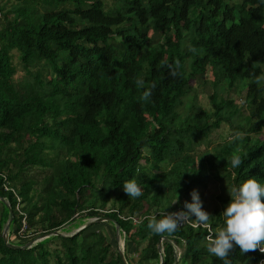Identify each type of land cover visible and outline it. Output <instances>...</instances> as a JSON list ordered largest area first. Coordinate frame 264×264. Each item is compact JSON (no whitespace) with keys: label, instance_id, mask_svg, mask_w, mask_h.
Here are the masks:
<instances>
[{"label":"trees","instance_id":"trees-1","mask_svg":"<svg viewBox=\"0 0 264 264\" xmlns=\"http://www.w3.org/2000/svg\"><path fill=\"white\" fill-rule=\"evenodd\" d=\"M5 1L0 200L7 203L0 211V264H124L120 247L91 229L94 223L71 235L54 234L94 217L114 220L109 222L123 235L128 264L134 257L135 264H223L207 252V228L179 227L159 236L147 228L146 217L185 210L184 197L208 177L225 180L209 213L214 234L231 199L227 188L249 178L264 184V81L255 82L263 74L264 0H117L109 11L103 0ZM15 51L31 73L27 81L14 79ZM177 63L172 77L168 66ZM207 65L220 97L210 95L212 112L192 114L191 103V114L180 118L176 108L192 80L203 82ZM45 68L51 78L42 76ZM140 78L143 88L135 82ZM153 83L150 99L142 100ZM241 88L249 114L234 122L239 108L222 93ZM224 121L231 137L212 152H196L195 145ZM237 133L242 135L234 139ZM233 154L243 160L238 168L230 166ZM129 179L143 195L125 194ZM8 220L15 234L51 235L14 248L3 238ZM229 259L264 264V253L242 255L237 248Z\"/></svg>","mask_w":264,"mask_h":264},{"label":"clouds","instance_id":"clouds-1","mask_svg":"<svg viewBox=\"0 0 264 264\" xmlns=\"http://www.w3.org/2000/svg\"><path fill=\"white\" fill-rule=\"evenodd\" d=\"M170 75H178L177 68L168 66ZM264 81V75L255 77V82L260 84ZM136 85L144 87V80L137 79ZM156 87L153 83L148 90L143 92L142 100H149L151 91ZM242 134L237 133L234 139H239ZM230 166L238 168L243 163L241 157L233 154L230 158ZM123 191L130 199H136L143 195V190L135 179H129L122 185ZM231 197L220 216L223 218V225L214 234L206 237L207 252L222 261L223 264H232L229 259L230 254L239 249L242 255L259 250L264 253V184L256 178H249L239 186L227 188ZM192 202H184L185 210L170 212L157 219L156 215L146 217L147 228L154 235L171 236L183 223H192L193 226L208 228L211 215L203 210L202 201L196 190L191 193ZM178 200L175 202V204ZM194 217V219H193Z\"/></svg>","mask_w":264,"mask_h":264},{"label":"rangeland","instance_id":"rangeland-1","mask_svg":"<svg viewBox=\"0 0 264 264\" xmlns=\"http://www.w3.org/2000/svg\"><path fill=\"white\" fill-rule=\"evenodd\" d=\"M1 4H4L6 1L5 0H0ZM105 9L106 10H111L114 9L117 5V0H103ZM9 4V3H7ZM64 7H72V5H64ZM52 8L48 9L51 10ZM9 15H11L9 13ZM150 35H153L152 32H149ZM14 63L17 67V72L14 75L15 81H27L28 78L31 77V73L29 70H25L22 67V64L20 62V58L18 56V53L15 51L14 53ZM263 66V74L264 75V64ZM261 75V76H262ZM42 76L51 78L52 77V72L49 68H45L43 70ZM226 82V81H225ZM238 84L240 82L244 81H237ZM192 89L187 92L185 96H183V103L179 107L176 108V115L179 116L180 118H183L188 114H191V110L189 107V104L193 103V112H197L200 108L206 110L207 112H212L213 107L210 101V95L213 92H217L220 97V86L217 87V85H214V74L209 65L206 66V71L204 74V80L203 82H199L196 80L191 81ZM222 85V84H221ZM240 85H238L239 87ZM223 88V87H222ZM221 89V88H220ZM226 91L222 93L223 98L227 97L228 99H231L234 101L236 106L239 108V111L236 113L237 115L234 117V122L240 121L244 122V117L249 114V110L246 108L245 104V93L246 90L245 88H241L240 91L237 89H233L229 96H227ZM232 108H229L231 111ZM179 113V114H177ZM233 130L231 127H229L227 122H222L221 126H219L217 129H214L209 136L202 141L199 145H195L194 150L198 153L204 152L205 150H208L210 152L213 151V147L218 146L225 140L231 137ZM262 138H264V134L261 135ZM79 156V152H75L74 155L72 156V159H77ZM143 162V161H142ZM226 183L225 180L222 181H216L212 179L211 177H208L206 179V185L204 187L200 186L197 187L195 190L199 194V198L202 201V208L206 212L210 213L212 209L217 205L218 202L216 199V195L222 191V186L223 184ZM142 190V186H140ZM112 192H115V189H112ZM190 193V192H189ZM188 193V194H189ZM187 199L189 200L188 202H192L191 195L184 197V200ZM2 202L7 203V200H0V211L2 209ZM182 204V203H181ZM184 204V203H183ZM182 204V206H183ZM96 218V217H94ZM194 219V217H193ZM77 223V222H76ZM91 223H94L93 225H90ZM90 225L91 229H95L96 231H101L104 233V235L107 237V240L111 242L113 245L117 244L120 249H123L124 246V240H123V235H120L116 229L114 224L110 223L107 220H94L93 218H84L82 223L80 224H71V225H65L63 228H60L58 231L61 232L62 234L65 235H71L77 230L82 229L85 226ZM67 227H70L68 230H66ZM89 227V226H88ZM15 227L11 226L9 223V220L4 224L2 228V233H5L6 236H8V240L14 244H21V243H27L28 246L36 244L38 241L41 239H44L43 236L36 237L35 233H31V231H19L17 234L14 233ZM54 244H50V247H54ZM133 249V245H129L128 250L131 251ZM178 254L182 251V248H176ZM133 263H136V257H134Z\"/></svg>","mask_w":264,"mask_h":264},{"label":"water","instance_id":"water-1","mask_svg":"<svg viewBox=\"0 0 264 264\" xmlns=\"http://www.w3.org/2000/svg\"><path fill=\"white\" fill-rule=\"evenodd\" d=\"M10 210V213H11V209H9ZM94 220H107V221H114L112 218H109V217H96V218H93ZM10 222V221H9ZM116 231H118V226H116ZM54 234H62L61 232H59V231H55L54 232ZM51 234L50 233H47V234H43L42 236H43V238H46V237H48V236H50ZM3 238H4V242L6 243V244H8V242H9V240H8V236H6L5 235V233H3ZM161 240H162V238H160V240L158 241V246L161 244ZM10 246H12V247H14V248H18L19 246L18 245H16V244H10ZM120 257H121V259H122V261L124 262V264H128L127 263V261L125 260V257H124V255H123V249H121V251H120ZM159 264H162V259H161V261L159 262Z\"/></svg>","mask_w":264,"mask_h":264},{"label":"built area","instance_id":"built-area-1","mask_svg":"<svg viewBox=\"0 0 264 264\" xmlns=\"http://www.w3.org/2000/svg\"><path fill=\"white\" fill-rule=\"evenodd\" d=\"M181 210H182L181 208H177V209L170 210V211H162V212H160V213L166 215L167 213H170V212H177V211H181ZM186 226H191V227H194V228L198 227V226H193L192 223H187V222H186V223L181 224L180 228H184V227H186ZM207 230L209 231L208 235L212 234V230H211L210 225H209V227L207 228ZM208 235H207V236H208Z\"/></svg>","mask_w":264,"mask_h":264}]
</instances>
